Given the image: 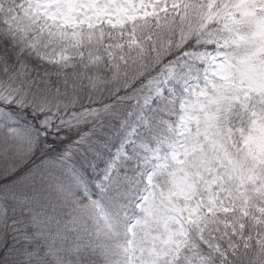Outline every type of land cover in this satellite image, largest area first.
<instances>
[{
  "label": "snow or ice",
  "instance_id": "snow-or-ice-1",
  "mask_svg": "<svg viewBox=\"0 0 264 264\" xmlns=\"http://www.w3.org/2000/svg\"><path fill=\"white\" fill-rule=\"evenodd\" d=\"M0 264H264V0H0Z\"/></svg>",
  "mask_w": 264,
  "mask_h": 264
}]
</instances>
